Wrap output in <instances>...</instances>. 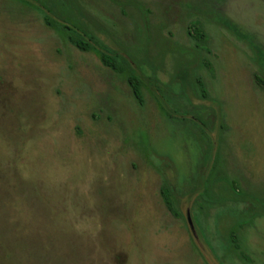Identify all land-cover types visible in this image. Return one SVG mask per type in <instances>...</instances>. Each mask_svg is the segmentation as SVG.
I'll use <instances>...</instances> for the list:
<instances>
[{"label": "rangeland", "instance_id": "374dc122", "mask_svg": "<svg viewBox=\"0 0 264 264\" xmlns=\"http://www.w3.org/2000/svg\"><path fill=\"white\" fill-rule=\"evenodd\" d=\"M0 264H264V0H0Z\"/></svg>", "mask_w": 264, "mask_h": 264}, {"label": "trees", "instance_id": "16d2710c", "mask_svg": "<svg viewBox=\"0 0 264 264\" xmlns=\"http://www.w3.org/2000/svg\"><path fill=\"white\" fill-rule=\"evenodd\" d=\"M195 32H196V34H195V38H196L198 41H200V42L203 41V40H204V33H203L199 28L195 29ZM78 46H79V45H78ZM87 49H88V47H85V48H83L82 50H83V51H87ZM104 63H105L106 65L111 66V67H113V68L116 69V65L110 63L109 61L107 62L106 59H104ZM257 80H258V79H257ZM134 90H135L136 95H137V96H140L139 93H138V88H137V86H134ZM139 98H140V97H139ZM170 196H171L170 191L167 190L166 202L168 203V207H169V209L172 210V209H173V204L171 203ZM235 248H236V249H239L238 246H236Z\"/></svg>", "mask_w": 264, "mask_h": 264}]
</instances>
